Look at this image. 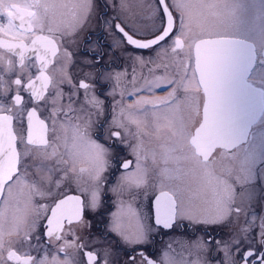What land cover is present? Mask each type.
<instances>
[{
	"label": "snow or ice",
	"instance_id": "1",
	"mask_svg": "<svg viewBox=\"0 0 264 264\" xmlns=\"http://www.w3.org/2000/svg\"><path fill=\"white\" fill-rule=\"evenodd\" d=\"M242 2L0 0V264H118L111 247L92 250L113 233L128 256L123 264L137 256L141 264H212L219 253L216 264H264V215L254 207L264 178L227 183L212 166L218 150L231 155L245 144L254 162L251 128L264 115V88L248 83L255 74L264 83V60L258 66L228 34L248 27L233 16ZM95 15L118 38L105 45L89 36L74 59L66 45ZM76 65L83 67L70 72ZM162 88L166 97L151 98ZM149 115L157 133L166 130L156 148L144 145ZM259 138L264 164V132ZM197 172L193 188L186 177ZM109 193L117 211L103 241L80 242L72 226L90 228L86 218L102 213ZM228 225L219 239L209 231ZM196 227L203 235L195 240L174 235ZM13 236L28 246L24 253ZM165 236L152 259L148 249Z\"/></svg>",
	"mask_w": 264,
	"mask_h": 264
},
{
	"label": "flooded vegetation",
	"instance_id": "2",
	"mask_svg": "<svg viewBox=\"0 0 264 264\" xmlns=\"http://www.w3.org/2000/svg\"><path fill=\"white\" fill-rule=\"evenodd\" d=\"M11 2L15 3H23L20 0H11ZM103 10V9H102ZM101 10V11H102ZM261 31H264V28L261 29ZM261 32V34H262ZM91 37L93 41L99 37L102 42L107 45L108 43H111V41L114 38L113 35H110L106 30L103 28L102 21L97 24L96 28H91L88 29L87 32L85 33V36L81 40L78 50L79 53H81V49L87 44V38ZM239 38H244L248 39L253 42L254 46V53H255V58L254 60L257 62V65L259 66V62L261 60H264V48L260 46V40L256 41L253 39H249L247 37H240V36H235ZM7 38V37H6ZM70 51L75 53L73 48H69ZM138 54L148 56L151 55L150 52L147 50H138ZM117 56H120L119 51L117 50L116 52ZM130 61H126L122 56L120 57L118 63L119 65H128ZM131 65V64H130ZM115 67V65H113ZM85 70V71H89ZM131 71V70H129ZM157 75H163L161 72H157ZM14 79V77H13ZM249 85L252 88H255L257 90L264 88V83H262V77L259 74H255L252 77L249 78L248 80ZM65 91H67V88H65ZM170 89H158L156 90L153 94H151V98H164L168 95V92ZM142 95L148 96V93H142ZM133 97H129L125 102L126 103H132L133 102ZM196 119H199L197 117ZM147 125H142V127L145 128V132L147 133L146 135L143 136L144 140V145L146 148H156L158 145L162 142L163 137L166 135V130H161L159 133H157L152 126L151 123V116L149 115L147 117ZM133 131H135V128H133ZM264 132V115H261L258 117L257 122L255 125L251 128V134H255L257 139L254 141L255 144V154H254V162L252 160L245 159L242 148H247L248 145L245 144L241 146V148H237L234 153L229 155L227 151H219L216 153V155L213 158V168L215 169V172L218 176L222 177L224 181L227 183H232L233 180H235L237 183L244 181L245 179L249 177H256V178H264V164H261L259 162L260 160V147H261V142H260V133ZM157 135L160 136L161 139H157ZM252 139V136L249 135V140ZM51 166L55 167L54 162L50 163ZM193 164H189L185 162L184 167L191 168L193 167ZM30 171H33V169H30ZM46 174V173H45ZM189 185L193 188H195L199 183H200V175L197 172L195 175H189L186 177ZM246 187H253L252 184L246 185ZM264 193H260L257 200L254 203V207L259 215H264ZM120 199L127 200L128 196L125 194L124 196L120 197ZM239 199V198H238ZM117 200V197L113 195L112 193H109L108 197L106 198L105 202V208L102 211L100 215H96L94 218L92 215H89L86 218V221L91 222V227H86V225H80V224H74L72 227L75 230V233L77 236L81 237L82 243H88L89 245H92V241L95 240L97 237L101 238V241H103V237H101V232L102 231H107L108 225L110 223V216L109 213L116 212L117 211V205L115 201ZM139 203L136 205V207H139ZM124 221L127 224V217H124ZM187 223V222H185ZM239 223L242 225L244 223V217L241 216ZM67 229V225L65 226ZM233 225H228L223 229H209V231H213L214 234L217 236V239L221 238V235L223 233H228L232 230ZM174 235L180 236L184 235L187 236L188 240H195L196 237L202 236L203 232L200 227L194 228L191 232H186V233H181L177 232ZM71 238V237H69ZM207 237H205L206 239ZM162 243L158 244L155 246V248H150L148 249V254L152 259L158 260L160 257V250L164 247L163 242L168 241V237H161L160 238ZM110 242V243H109ZM119 242V237L116 236V234H111L108 236L107 241L103 242H97L95 245L92 246V250H101L103 248L111 247L113 249V254L117 258L118 264H123L124 261L128 259V256L125 255V249L123 247L118 246ZM37 243L36 239L33 238V245ZM41 244L46 243L43 237H41ZM21 248H17V250L20 253H24L20 251ZM49 250L55 251V248L52 245H49ZM69 253H71L73 250L68 249L67 250ZM32 255H36L35 250L33 249L31 252ZM130 255H135V253H129ZM6 255V253H5ZM223 258V253H219L216 255V259L212 261V264H216V260H221ZM101 264H103V261H101ZM111 264V262H110ZM136 264H141L140 258L137 256L136 258Z\"/></svg>",
	"mask_w": 264,
	"mask_h": 264
},
{
	"label": "rangeland",
	"instance_id": "3",
	"mask_svg": "<svg viewBox=\"0 0 264 264\" xmlns=\"http://www.w3.org/2000/svg\"><path fill=\"white\" fill-rule=\"evenodd\" d=\"M21 2H24V0H20ZM102 10V8L97 9V12L99 13ZM65 10L63 9H58L57 10V17L59 18L61 13H63ZM114 13L109 9L108 10V15H113ZM233 16L235 18H239L242 19L243 21H245V23L247 24V29L246 30H241V31H234L231 29H228V34L230 36H240V37H247L249 39H253V40H260L261 38V29L264 28V0H243L242 4L236 8V10L233 13ZM100 22L99 19V15H95L89 18V20L84 24L83 26V30L79 33V36L76 37V43L75 44H70V45H66L68 48H73L75 51L74 54V59H79L81 53H79L78 50V46L81 42V40L83 39V37L85 36V33L87 32L88 29L91 28H96L97 24ZM264 33V31L262 32ZM151 55H154V53H151ZM148 55V56H151ZM164 62L167 63V59H164ZM131 62H129V64L127 65L129 67V70H131ZM83 65H76L74 67H71L69 69L70 72H75L77 70V68H82ZM88 70L87 68H84V71ZM137 71L140 72L141 69L137 68ZM146 72V69L143 70ZM161 73H163V70L159 71ZM66 103V101H65ZM47 163H51V161L47 162ZM55 178V177H54ZM10 239L13 243L12 246L17 248H21L20 251L21 252H25V250L27 249V245L25 244H20V243H16V241L20 240V237L17 236H13L11 238H7ZM32 244H33V240H32ZM53 250H50V252ZM36 252V251H35ZM36 255H38V253L36 252ZM61 259H63V256L61 255Z\"/></svg>",
	"mask_w": 264,
	"mask_h": 264
},
{
	"label": "water",
	"instance_id": "4",
	"mask_svg": "<svg viewBox=\"0 0 264 264\" xmlns=\"http://www.w3.org/2000/svg\"><path fill=\"white\" fill-rule=\"evenodd\" d=\"M231 38L243 41L244 46H245V51L247 52V54L251 56L252 58H255L253 42H251L250 40L244 39V38H238V37H231ZM249 45H251L252 47L249 48L248 47Z\"/></svg>",
	"mask_w": 264,
	"mask_h": 264
},
{
	"label": "bare ground",
	"instance_id": "5",
	"mask_svg": "<svg viewBox=\"0 0 264 264\" xmlns=\"http://www.w3.org/2000/svg\"><path fill=\"white\" fill-rule=\"evenodd\" d=\"M230 37H235V36H230ZM239 38V37H238Z\"/></svg>",
	"mask_w": 264,
	"mask_h": 264
}]
</instances>
